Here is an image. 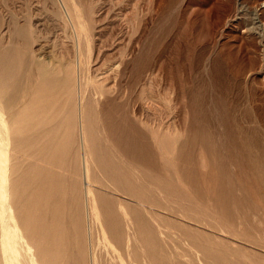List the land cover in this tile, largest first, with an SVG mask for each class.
<instances>
[{
  "label": "rangeland",
  "instance_id": "374dc122",
  "mask_svg": "<svg viewBox=\"0 0 264 264\" xmlns=\"http://www.w3.org/2000/svg\"><path fill=\"white\" fill-rule=\"evenodd\" d=\"M78 59L95 89L84 108L99 109L89 199ZM92 252L264 264V0H0V264H92Z\"/></svg>",
  "mask_w": 264,
  "mask_h": 264
},
{
  "label": "bare ground",
  "instance_id": "6f19581e",
  "mask_svg": "<svg viewBox=\"0 0 264 264\" xmlns=\"http://www.w3.org/2000/svg\"><path fill=\"white\" fill-rule=\"evenodd\" d=\"M78 58H79V57H78ZM77 63H78V66H77L78 69H77V75H76V76H77V79H76V80H77V97H76V98H78V101H77V102H78V111H77V112H78V128H79V130H77V132L79 131V134H78V133H77V134H78V136H80V143H79V144L81 145V150H82L81 152H82V160H83V180H84L83 182L85 183L84 186L86 187V190H87V192H86V196H87V198H88V197H89V191H90V189H91L90 186H91L92 184H94V183H91V179L94 178V176H95V175H93L92 178H91V175H92V172H93V158H94V157L92 158V153H91V151L93 152V151H94V150H93L94 148H95V149H98V148L100 147V146H99V144H100V143H99V137H100V135H99V131H100V130H99L98 125H97V124H100V123H99V120H96L97 115H99V114H98L99 109L97 108V105H96L97 103H96V102L93 103V104L95 105V108H94V109L92 108V106H91V108H84V107H85V106L83 105L84 101H85V100H86L87 102H91V101H92V98H93V97H92V96H93L92 94L94 93V90H95V89H93V90H90V89H89V94H88V88H89V87H87V85H86L85 87H86V89H87V95H88V96H87V97L85 96V91H86V89L84 88L83 83H82V80H81V68H82V67H81V64H80V62H79V59H78V62H77ZM41 64H43V63H41ZM38 65H39V64H38ZM84 65H85V64H84ZM43 66H44V65H43ZM41 67H42V66H41ZM41 67H40V68H41ZM46 68H47V67H46ZM52 68L55 69L54 67H52ZM58 68H59V67H58ZM58 68H57V70H58ZM50 70H51V68H50ZM55 70H56V69H55ZM55 70H54V71H55ZM57 70H56V71H57ZM72 70H73V69H72ZM45 71H46V70H45ZM48 71H49V70H48ZM58 71H59V70H58ZM66 71H67V70H66ZM70 71H71V70H70ZM49 72L52 73V71H49ZM49 72H48V73H49ZM60 72H62V71L60 70ZM71 72H72V71H71ZM74 72H75V71H74ZM64 73H65V71H64ZM94 73H95V72H94ZM53 74H55V73H53ZM62 74H63V73H62ZM67 74H68V73H67ZM75 74H76V72H75ZM23 75H24V74H23ZM23 75H22V76H23ZM25 75H26V74H25ZM55 75H56V74H55ZM64 75H66V73H65ZM64 75H63V76H64ZM70 75H71V74L69 73V79L76 78V77H74V75L72 76V78H70ZM56 76H57V75H56ZM60 76H62V75L60 74ZM63 76H62V78H63ZM92 76H93V75H92ZM102 76H103V75H102ZM25 77H26V76H25ZM23 78H24V77H23ZM36 78H37V77H36ZM51 78H52V77H51ZM51 78H50V79H51ZM57 78H59V77H57ZM57 78H56V79H57ZM60 78H61V77H60ZM18 79H19V78H18ZM66 79H67V78H65V80H66ZM69 79H67V80L69 81ZM26 80H28V79H26ZM52 80H53V79H52ZM52 80H51V82H52ZM72 80H74V79H72ZM76 80H75V81H76ZM20 81H21V79H20ZM20 81H19V82H20ZM42 81H43V80H42ZM22 82H23V81H22ZM43 82H46V81H43ZM48 82L51 83L50 81H48ZM54 82H55V81H54ZM56 82H57V80H56ZM65 82H66V81H65ZM24 83H26V82L24 81ZM33 83H34V82H33ZM75 83H76V82H75ZM46 84H47V83H46ZM99 84H100V83H99ZM143 84H144V83H143ZM143 84H142V85H143ZM18 85H19V84H17V86H18ZM43 85H44V84H43ZM43 85H42V86H43ZM59 85H60V84H59ZM73 85H74V84H73ZM19 86H20V85H19ZM19 86H18V87H19ZM21 86H22V85H21ZM44 86H46V85H44ZM53 86H54V85H53ZM89 86H90V85H89ZM143 86H145V85H143ZM28 87H31V86H28ZM33 87H34V85H33ZM50 87H52V86L50 85ZM64 87H65V88H66V87L68 88V86H64ZM146 87H147V85L145 86V88H146ZM35 88H36V85H35ZM47 88H49V87H47ZM47 88H46V89H47ZM62 88H63V87H62ZM92 88H93V87H92ZM94 88H95V87H94ZM20 89H21V88H20ZM31 89H33V88L31 87ZM41 89H42V87H41ZM43 89H45V88H43ZM59 89H60V91H62L61 88H59ZM59 89H58V90H59ZM25 90H26V88L24 89V91H25ZM50 90H51V89H50ZM64 90H66V89H64ZM64 90H63L62 92H64ZM147 90H148V88H147ZM16 91H17V90H16ZM16 91H14V93H16ZM18 91H19V89H18ZM18 91H17V92H18ZM24 91H23V93H24ZM26 91L28 92V90H26ZM36 91H37V90H36ZM36 91H35V92H36ZM30 92H31V91H30ZM51 92H53V91L51 90ZM54 92H55V91H54ZM58 92H59V91H58ZM92 92H93V93H92ZM145 92H146V89H145ZM23 93L20 91L19 95H17V93H16V96L19 97L20 94H23ZM38 93H39V92H38ZM46 93H47V90H46ZM46 93H45V94H46ZM48 93H49V92H48ZM71 93H72V90H71ZM25 94H26V92L24 93V95H25ZM31 94H32V93H31ZM31 94H30V95H31ZM49 94H50V93H49ZM57 94H58V93H57ZM62 94H68V92H67V93H62ZM74 94H75V93H74ZM144 94H145V93H144ZM146 94H147V93H146ZM24 95H23V96H24ZM28 95H29V94H28ZM46 95H47V94H46ZM55 95H56V94H55ZM58 95H59V94H58ZM32 96H33V94H32ZM38 96H39V95H38ZM52 96H53V95H52ZM56 96H57V95H56ZM56 96H55V97H56ZM62 96H63V95H62ZM69 96H71V94H70ZM75 96H76V95H75ZM144 96H145V95H144ZM12 97H13V96H12ZM18 97L14 98V99L12 98V100H13V101H14V100H17V101H18V99H17ZM33 97H34V96H33ZM33 97H32V98H33ZM39 97H40V96H39ZM50 97H51V96H50ZM55 97H54V99H55ZM57 97H58V96H57ZM57 97H56V98H57ZM63 97H65V96H63ZM72 97H74V96H72ZM112 97H113V96H111L110 98H112ZM32 98H30V99H32ZM35 98H36V97H35ZM60 98H62V97H61V94H60V97H59L58 99H56V101H57V102H56V106H58L57 103H58V104L61 103V102H58V101L60 100ZM117 98H118V97H117ZM117 98H116V99H117ZM24 99H25V98H24ZM36 99L39 100V98H36ZM36 99H35V100L32 99V100H33V101H36ZM67 99H68V96H67ZM67 99H66V100H67ZM73 99L75 100V98H72V100H73ZM112 99H114V98H112ZM116 99H115V100H116ZM139 99L141 100V98H139ZM145 99H146V97H144V99L142 98L143 101H145ZM10 100H11V99H10ZM10 100H9L8 102H10ZM19 100H20V97H19ZM32 100H30V101H32ZM40 100H41V99H40ZM49 100H51V99H49ZM64 100H65V99H64ZM76 100H77V99H76ZM95 100H96V99H95ZM13 101H11V102H13ZM26 101L28 102V99H26ZM30 101H29V103H30ZM53 101H54V100H53ZM68 101H69V100H68ZM86 101H85V103H86ZM109 101H110V100H109ZM27 102H26V104H27ZM43 102H44V101H43ZM45 102H46V103H49L50 101L48 102V101L45 100ZM45 102H44V103H45ZM51 102H52V101H51ZM51 102H50V103H51ZM64 102H65V104H66V101H64ZM71 102H72V101H71ZM15 103H16V102H15ZM15 103H14V104H15ZM21 103H22V102H21ZM38 103H39V102H38ZM41 103H42V102H41ZM41 103H40V104H37V105H38V106H41ZM75 103H76V102H75ZM23 104H24V103H22L21 105H23ZM71 104H72V103H70V105H68V106H71ZM76 104H77V103H76ZM90 104H92V103H90ZM9 105H10V104H9ZM19 105H20V104H19ZM21 105H20V106H21ZM35 105H36V104H35ZM42 105H44V104H42ZM47 105H48V104H47ZM47 105H45V106H47ZM50 105H51V104H50ZM63 105H64V104H63ZM86 105H87V103H86ZM3 106H4V105H3ZM23 106H24V105H23ZM26 106H27V105H26ZM45 106H42V107H45ZM52 106H53V105H52ZM60 106L62 107V109H64V107H65V105H64V107H63L62 105H60ZM60 106H59V107H60ZM68 106H67V107H68ZM73 106H74V101H73ZM9 107H10V108L12 107V103H11V106H9ZM9 107H8V108H9ZM50 107H51V106H50ZM61 107H60V108H61ZM67 107H66V108H67ZM71 107H72V106H71ZM71 107H68V108L70 109ZM144 107H145V106H144ZM8 108H6V110H7ZM53 108H54V107H53ZM66 108H65V109H66ZM72 108H73V107H72ZM2 109H3V108H2ZM13 109H14V108H13ZM15 109L17 110V109H21V108H20V107H19V108L16 107ZM15 109H14V110H15ZM22 109H23V108H22ZM97 109H98V110H97ZM3 110H4V109H3ZM35 110H36V109H35ZM42 110H43V109H42ZM42 110H41V111H42ZM45 110L47 111V110H49V109H46V108H45ZM51 110H54V109H51ZM55 110H57V109H55ZM71 110H73L72 112H74V109H71ZM143 110H144V109H143ZM143 110H142V111H143ZM4 111H5V110H4ZM11 111H12V110H11ZM11 111L9 110V112H11ZM57 111H58V110H57ZM65 111H67V110H65ZM7 112H8V111H7ZM13 112L15 113L16 111H13ZM17 112H19V110H18ZM48 112H49V111H48ZM48 112H47V113H48ZM50 112H51V111H50ZM19 113H20V112H19ZM19 113H16V114H19ZM41 113H42V112H41ZM44 113H45V111H44ZM6 114H7V113H6ZM11 114H12V113H11ZM11 114H9V115H11ZM45 114H46V113H45ZM45 114H44V115H45ZM48 114H49V113H48ZM70 114H71V112L68 113L69 116H70ZM73 114H74V113H73ZM9 115H8V116H9ZM41 115H42V114H41ZM44 115H43V116H44ZM52 115H53V114H52ZM55 115H56V114H55ZM65 115H67V114H65ZM11 116H12V115H11ZM16 116H17V115H16ZM18 116H19V115H18ZM36 116H37V115H36ZM12 117H15V115L12 116ZM45 117H46V116H45ZM93 117H96L95 120H94L96 124H94L93 122H91V119H92ZM15 118H16V117H15ZM73 118H74V117H73ZM73 118H70V117H69V119L72 120V122H70V123L75 122V121H73L75 118H74V119H73ZM9 119H10V117H9ZM9 119H8L7 121H10ZM42 119H43V117H42ZM42 119H41V120H42ZM93 119H94V118H93ZM97 119H99V118H97ZM44 120H45V118H44ZM52 120H53V119H52ZM66 120H67V119H65V121H66ZM71 120H70V121H71ZM13 121H14V120H13ZM35 121H36V120H35ZM42 121H43V120H42ZM92 121H93V120H92ZM45 122H46V121H45ZM11 123H12V122H11ZM50 123H52V122L50 121ZM50 123H49V124H50ZM91 123H93L94 126H93V124L91 125ZM8 124H9V123H8ZM47 124H48V123H47ZM53 124H54V123H53ZM55 124H56V123H55ZM59 124H61V123H59ZM66 124H67V122H66ZM68 124H69V123H68ZM57 125H58V124H57ZM70 125H71V128H74V127H75V124L73 125L74 127H72V124H70ZM54 126H55V125H54ZM7 127H8V126H7ZM10 127H11V126H10ZM36 127H37V126H36ZM36 127H35V128H36ZM44 127H45V126H44ZM55 128H56V126H55ZM48 129H49V128H48ZM51 129H52V127H51ZM10 130H11V129H10ZM43 130H44L43 133H45V132H46L45 129H43ZM47 131H49V130H47ZM12 132H13V131H12ZM14 132H15V131H14ZM49 132H50V131H49ZM16 133H17V132H16ZM43 133H41V134H43ZM47 133H48V132H47ZM47 133H46V134H47ZM12 134L14 135L15 133H12ZM41 134H40V135H41ZM53 134H55V133H53ZM10 135H11V132H10ZM43 135H44V134H43ZM69 135H70V134H69ZM101 135H102V134H101ZM15 138H16V137H15ZM41 138H42V137H41ZM43 138H44V137H43ZM51 138H52V137H51ZM69 138H70V137H69ZM102 138H103V137H102ZM104 138H105V137H104ZM17 139H18V138H17ZM17 139H16V140H17ZM37 139H38V136H37ZM49 139H50V137H49ZM54 139H55V138H54ZM92 139H93V140H92ZM19 140H20V139H19ZM22 140H24V138H23ZM27 140H28V139H27ZM38 140H39V139H38ZM13 141H14V139H13ZM32 141H33V140H32ZM50 141H51V140H50ZM50 141H48V143H49ZM58 141H59V140H58ZM92 141H93V142H92ZM11 143L13 144V142H11ZM17 143L20 144L19 141H18ZM17 143H16V144H17ZM45 143H46V142H45ZM14 144H15V143H14ZM14 144H13V145H14ZM38 144H39V143H38ZM43 144H44V143H43ZM43 144H42V145H43ZM52 144H53V141H52ZM52 144H51V145H52ZM56 144H57V141H56ZM80 145H79V147H80ZM16 146H17V145H16ZM39 146H40V144H39ZM45 146H46V145H45ZM45 146H43V147H45ZM48 146H49V145H48ZM55 146H56V145H55ZM17 147H20V146H17ZM40 147H41V146H40ZM38 148H39V147H38ZM51 148H53V145H52ZM56 148H57V147H56ZM92 148H93V149H92ZM43 149H44V148H43ZM54 149H55V148H54ZM54 149H53V150H54ZM18 150H19V148H18ZM18 150H17V151H18ZM36 150H37V148H36ZM48 150H49V149H48ZM104 150H105V149H104ZM23 151H25V150H23ZM23 151H22V152H23ZM55 151H56V150H55ZM20 152H21V151H20ZM22 152H21V153H22ZM34 152H35V151H34ZM48 152H49V151H48ZM104 152H105V151H104ZM38 153H40V152H38ZM38 153H37V154H38ZM41 153H42V152H41ZM37 154H36V155H37ZM102 154H103V153H102ZM36 155H35V156H36ZM45 155H46V154H45ZM56 155H57V154H55L54 156H56ZM95 155H96V154H95ZM95 155H94V156H95ZM104 155H105V154H104ZM14 156H15V155H14ZM18 156H19V155H18ZM22 156H23V155H22ZM22 156H21V154H20V157H22ZM20 157H19V158H20ZM40 157H41V156H40ZM42 157H43V156H42ZM49 157H50V154H49ZM105 157H106V156H105ZM97 158H98V156H97ZM50 159H51V158H50ZM50 159H49V160H50ZM54 160H55V159H54ZM56 160H57V159H56ZM58 160H60V159H58ZM94 160L97 161V159H94ZM98 160H99V159H98ZM38 161H39V160H38ZM45 161H46V160H45ZM42 162H43V161H42ZM46 162H47V161H46ZM100 162H102V160L99 161L98 163H100ZM105 162H106V161H105ZM110 162H111V161H110ZM98 163H96V164H98ZM111 163H112V162H111ZM14 164H15V163H14ZM40 164H41V163H40ZM47 164H48V163H47ZM49 164H50V163H49ZM103 164H104V163H103ZM103 164H102V166H103ZM117 164H118V163H117ZM100 165H101V163H100ZM104 165H105V164H104ZM14 166H15V165H14ZM44 166H45V165H44ZM95 166H96V165H95ZM16 167H17V166H16ZM47 167H51V166H47ZM94 168H95V167H94ZM98 168H100V170L102 169V167H100V166H98ZM98 168H96V170H98ZM14 170H15V169H14ZM104 170H105V169H104ZM47 171H48V170H47ZM102 171H103V170H102ZM50 172H51V171H50ZM96 172H97V171H96ZM100 172H101V171H100ZM46 173H47V172H46ZM116 173H117V172H116ZM47 174H48V173H47ZM98 174L101 175L102 172H101V173H98ZM45 175H46V174H45ZM46 176H47V175H46ZM113 176H114V174H113ZM51 177H52V176H51ZM103 177H104V176H102V178H103ZM49 178H50V177H49ZM53 178H54V177H52V179H53ZM56 178H57V177H56ZM102 178H101V179H102ZM18 179H19V178H18ZM50 179H51V178H50ZM97 179H98V176H97ZM15 180H16V179H15ZM15 180H14V182H16ZM41 180H42V179H41ZM92 180H93V179H92ZM94 180H95V179H94ZM50 181H51V180H50ZM95 181H96V180H95ZM36 182H37V181H36ZM38 182H39V181H38ZM47 182H49V181H46V183H47ZM10 183H11V182H10ZM44 183H45V181H44ZM44 183H42V184H44ZM46 183H45V184H46ZM98 183H99V182H98ZM95 184H97V183H95ZM102 184H103V183H102ZM47 185H48V184H47ZM96 186H97V185H96ZM99 186L101 187V184H99ZM11 187H12V186H11ZM40 187H41V186H40ZM45 187H46V186L43 187V190H44V189H47V187H46V188H45ZM102 187H103V186H102ZM19 189H20V188H19ZM19 189H18V190H19ZM41 189H42V188H41ZM99 189H101V188H99ZM103 189H105V188L103 187ZM50 190H51V189H50ZM101 190H102V189H101ZM44 191H47V190H44ZM48 191H49V190H48ZM39 192H40V191H39ZM39 192L37 191V193H36L38 196H39ZM18 193H19V192H18ZM100 193H102V192H100ZM45 194H47V193L45 192ZM13 195H14V194H13ZM47 195H48V194H47ZM50 195H51V194H50ZM101 195H102V194H101ZM101 195H100V196H101ZM16 196H19V195H15V198H16ZM41 196H43V195H41ZM48 196H49V195H48ZM90 196H91V194H90ZM43 197L45 198L46 196H43ZM43 197H42V199H43ZM15 198H14V199H15ZM17 199H18V198H17ZM88 199H89V198H88ZM88 199H87V200H88ZM18 200H19V199H18ZM94 200H95V199H94ZM94 200H92V201H94ZM16 201H17V200H16ZM88 201H89V200H88ZM97 201H98V200H97ZM100 202H101V201H100ZM42 204H43V203H42ZM42 204H41V205H42ZM41 205H40V206H41ZM40 206H39V207H40ZM40 208H42V207H40ZM40 208H39V209H40ZM46 208H47V207H46ZM101 208H102V207H101ZM37 209H38V208H37ZM42 210H43V209H42ZM46 210H47V209H46ZM39 211H40V210H39ZM41 218H42V217H41ZM40 220H41V219H40ZM36 221H37V220H36ZM17 224H18V223H17ZM36 224L38 225V223H36ZM18 226H19V225H18ZM38 227H40V225H39ZM89 227H90V226H89ZM18 228H19V227H18ZM44 228H46V227H44ZM44 228H43V230H45ZM36 229H37V228H36ZM90 229H91V228H90ZM17 230H18V229H17ZM41 230H42V229H41ZM48 230L50 231V228H49ZM23 231H24V230H23ZM38 231H39V230H38ZM90 232H91V230H90ZM3 234H4V233H3ZM16 234H17V233H16ZM38 234H39V232H38ZM20 235H21V234H20ZM24 235H26V232H24ZM24 235H22V236L24 237ZM33 235L37 236V233H36V234H33ZM27 236H28V235H27ZM4 237H5V236H4ZM17 237H18V235H17ZM23 237H22V238H23ZM39 237H40V236H39ZM39 237H36V240H37V241H36V240H33V242H34V241L38 242V238H39ZM6 238H7V237H6ZM20 238H21V236H19V239H20ZM27 238H29V236H28ZM31 238H32V235H31ZM31 238H30V239H31ZM90 238H91V237H90ZM4 239H5V238H4ZM15 239H16V238H15ZM32 239H35V238H32ZM32 239H31V241L29 240L28 243H29V242H32ZM39 239L41 240V237H40ZM5 240H6V239H5ZM5 240H4V241H5ZM19 241H21V239H20ZM46 241H47V240H46ZM49 241H50V240H49ZM49 241H48V242H49ZM90 241H91V240H90ZM13 242H14L13 244H15V241H14V240H13ZM44 242H45V241H44ZM16 243H18V241H16ZM20 243H21V242H20ZM20 243H19V244H20ZM38 243H40V241H39ZM38 243H37L36 245H38ZM90 243H91V242H90ZM5 244H6V241H5ZM31 244H33V243H30V246H32ZM34 244H35V243H34ZM34 244H33V246L35 247L36 245H34ZM44 244H45V243H44ZM49 244H50V243H49ZM17 245H18V244H17ZM17 245H16V246H17ZM18 246H19V248H20V245H18ZM18 246H17V247H18ZM24 246H25V244H24ZM26 246L28 247L29 244L26 245ZM30 246H29V249H30V250L34 248V247H33V248H30ZM44 246H45V245H44ZM27 247H25V248H26V252L28 251ZM36 247H37V246H36ZM90 247H91V245H90ZM25 248H24V249H25ZM43 248H44V247H43ZM45 248H46V250L48 249L46 246H45ZM9 249H10V248H9ZM35 249H37V248H35ZM35 249H33V250H35ZM50 249H51V247H50ZM52 249H53V248H52ZM89 249H90V248H89ZM14 250H15V249H14ZM14 250H13L12 254L15 252L14 255H16V251L18 252V248H17L16 251H14ZM20 250H21V249H20ZM22 250H23V249H22ZM30 250H29V252H30ZM33 250H32V251H33ZM43 250L45 251V249H42V253H41L42 255L45 254V253H43ZM53 250H54V249H53ZM91 250H92V249H91ZM3 251H4V250H3ZM7 251H8V250L5 249V253H6ZM10 251H11V250H10ZM55 251H56V250H55ZM65 251H66V250H65ZM70 251H71V250H70ZM77 251H78V250H77ZM22 252H23V251H22ZM35 252H36V251H35ZM37 252H38V251H37ZM37 252H36V254H38ZM39 252H40V251H39ZM51 252H53V251H51ZM10 253H11V252H10ZM20 253H21V251H20ZM32 253H33V252H32ZM32 253H31V254H32ZM47 253H48V251H47ZM54 253H56V252H54ZM54 253H53V254H54ZM65 253H66V252H65ZM72 253H73V251H72ZM92 253H93V254H92ZM92 253H91V254L93 255V256H92L93 260H92L91 263H92V264H95L96 261H95L94 259L97 258V257H95L96 253H95V252H92ZM94 253H95V255H94ZM12 254H11V255H12ZM17 254H18V253H17ZM21 254H22V253H21ZM41 254H40V256H41ZM56 254H57V253H56ZM56 254H55V255H56ZM73 254H74V253H73ZM82 254H84V252H83ZM2 255H3V254H2ZM5 255H6V254H5ZM7 255H8V254H7ZM23 255H24V254H23ZM32 255H33V254H32ZM38 255H39V254H38ZM49 255H50V254H49ZM49 255L47 254V256H49ZM60 255H61V252H60ZM85 255H87V254L85 253ZM12 256H13V255H12ZM12 256H11V257H12ZM28 256H29V255H28ZM34 256H35V255H34ZM43 256H44V255H43ZM72 256H74V255H72ZM98 256H99V255H98ZM2 257H4V255H3ZM16 257H17V256H16ZM20 257H21V256H20ZM29 257L31 258V256H29ZM38 257H39V256H38ZM49 257H52V255L49 256ZM65 257H66V256H65ZM65 257H64V260L66 259ZM86 257H87V256H86ZM5 258H6V256H5ZM5 258H4V259H5ZM12 258H15V257H12ZM12 258H11L10 260H13ZM17 258H18V260H19V256H18ZM30 258L27 259V260H30ZM40 258H41V257H40ZM40 258L38 259L39 261H40ZM42 258H43L42 260H44V262H45V259H46V258H45V257H42ZM44 258H45V259H44ZM56 258H58V257H55V259H56ZM69 258H71V257H69ZM4 259H3V261L6 262V259H5V260H4ZM21 259H22V257L20 258V260H21ZM25 259H26V255H25ZM25 259H24V260H25ZM31 259H32V258H31ZM35 259H36V257H35ZM48 259H49V258H48ZM53 259H54V257H53ZM71 259H72V258H71ZM81 259H82V258H81ZM18 260H17L16 263H18ZM32 260H33V259H32ZM56 260H57V259H56ZM56 260H54V261H56ZM68 260H70V259H68ZM8 261H9V260H8ZM15 261H16V258H15ZM25 261H26V260H25ZM46 261L49 262V263L45 262L46 264H50V262H51L52 260L50 261V259H49V261H48V260H46ZM57 261H58V260H57ZM57 261H56V262H57ZM84 261H85V260H84ZM90 261H91V260H90ZM13 262H14V261H13ZM36 262H37V261H36ZM36 262L33 260V264H37ZM44 262L41 261V264H43ZM8 263H9V262H8ZM14 263H15V262H14ZM62 263H63V261H62ZM70 263H71V262H70ZM70 263H68V264H70ZM80 263H81V262H80ZM19 264H20V263H19ZM21 264H22V263H21ZM54 264H56V263H54Z\"/></svg>",
  "mask_w": 264,
  "mask_h": 264
}]
</instances>
